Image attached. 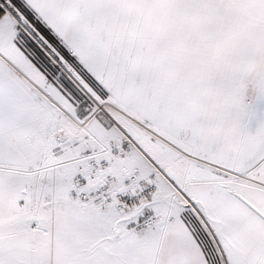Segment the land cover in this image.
Returning a JSON list of instances; mask_svg holds the SVG:
<instances>
[{
  "label": "snow or ice",
  "instance_id": "6c2138e0",
  "mask_svg": "<svg viewBox=\"0 0 264 264\" xmlns=\"http://www.w3.org/2000/svg\"><path fill=\"white\" fill-rule=\"evenodd\" d=\"M264 0H0V264H264Z\"/></svg>",
  "mask_w": 264,
  "mask_h": 264
},
{
  "label": "rangeland",
  "instance_id": "374dc122",
  "mask_svg": "<svg viewBox=\"0 0 264 264\" xmlns=\"http://www.w3.org/2000/svg\"><path fill=\"white\" fill-rule=\"evenodd\" d=\"M261 120H264V102L252 103L245 117L246 130L254 131L258 122Z\"/></svg>",
  "mask_w": 264,
  "mask_h": 264
}]
</instances>
